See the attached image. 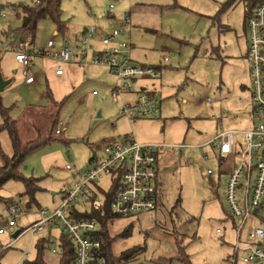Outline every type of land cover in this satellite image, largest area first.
<instances>
[{"label": "rangeland", "instance_id": "374dc122", "mask_svg": "<svg viewBox=\"0 0 264 264\" xmlns=\"http://www.w3.org/2000/svg\"><path fill=\"white\" fill-rule=\"evenodd\" d=\"M225 1L61 0L62 19L68 30L56 34L54 20L47 17L38 22L33 38L26 36L32 41L26 48L37 50L46 47L49 40L61 42L63 36L85 27L112 29L124 14L131 13L136 26L132 38L144 49L143 61L157 63L162 55L170 58L161 77L154 81L161 93L158 117L130 120L121 114V103L111 98L116 77L103 65L75 64L78 60L73 57L64 64V74L58 75L59 61L55 58L33 57L28 71L36 80L28 84L15 52L0 54V74L10 80L0 90V151L14 153L10 127H4L7 120L14 124L21 148L51 138V142L26 153L19 165L21 175L37 178L32 184L41 189L32 197L25 184L15 179L0 189V195L7 199L0 202V226L6 230L0 235V246L7 247L0 264H24L33 257L35 237L43 232L26 231L14 237L15 231H24L37 218L39 206L55 209L62 194L75 184L74 173L86 171L94 153L106 144L123 141L127 134H134L142 143L168 144L171 149L159 154L164 197L157 209L109 220V232L116 236L113 252L119 255L137 245L142 248L125 264H185L179 258L184 246L192 264H229L235 240L226 202L228 177L219 175L220 165L209 143L218 132L251 127L253 106L245 5L237 0L220 20H215ZM0 2L7 12L1 29L19 38L15 31L22 18L17 16V9L33 1ZM114 14L113 21L109 16ZM126 98L132 102L136 95ZM208 170L213 173L209 175ZM101 184L110 187V179L103 177ZM16 203L25 213L20 212L16 226L8 227V208ZM57 227L59 224L54 233L59 238L64 229ZM219 228L224 231L218 233ZM53 244L52 248L58 246V242ZM47 258L56 261L57 254L49 249Z\"/></svg>", "mask_w": 264, "mask_h": 264}, {"label": "built area", "instance_id": "2783aa9c", "mask_svg": "<svg viewBox=\"0 0 264 264\" xmlns=\"http://www.w3.org/2000/svg\"><path fill=\"white\" fill-rule=\"evenodd\" d=\"M242 1L248 36L246 57L250 69L253 124L242 131H221L209 145L217 149L215 159L220 165V175L228 177L225 193L235 240L229 252V264H264V0ZM4 6L0 2V22L7 16ZM109 8L113 9L114 5L110 4ZM1 28L0 24V54L6 50L15 52L17 62L23 65L26 83L32 84L36 80L28 71L33 57L55 58L59 61L56 73L60 75L64 73V64L74 57L81 64L103 65L114 72L116 82L111 98L113 102L121 103V114L130 120L138 116H159L160 91L140 81L157 79L160 73L154 66L136 62L132 54L133 24L129 13L122 16L119 25L103 34H100V27L93 25L79 36L68 35L60 48L52 39L46 47L28 49L26 46L30 42L26 35L4 37ZM97 40L102 47H97ZM132 94L136 98L127 102L126 95ZM56 132L61 133V129L57 128ZM170 147L168 144L142 143L134 134L117 144L102 146L100 152L94 153L87 170L74 174L76 182L62 194L61 203L55 209L42 207L38 212L39 219L20 231L18 236L26 231L39 234L55 229L59 224L57 228H63L65 233L62 232L75 246L72 264H91L95 257L105 264L107 258L100 251L107 243L99 234V221L93 217L77 218L75 209L84 212L92 206L103 210L109 200L111 218L135 217L155 211L161 197L159 154ZM207 172L212 174L213 170ZM103 177L110 179V187L102 186ZM20 212L23 213L16 206L10 209L8 227L17 225ZM217 231L222 233L224 230L219 228ZM5 233V228L0 226V235ZM47 239L51 252L57 253L58 247H52L58 241L50 234ZM5 248L0 246V253Z\"/></svg>", "mask_w": 264, "mask_h": 264}, {"label": "trees", "instance_id": "16d2710c", "mask_svg": "<svg viewBox=\"0 0 264 264\" xmlns=\"http://www.w3.org/2000/svg\"><path fill=\"white\" fill-rule=\"evenodd\" d=\"M237 0H226L222 5L217 14L213 17L215 20H220V16L224 11L229 9L231 5ZM61 0H38L36 3L31 4H21L19 9H17V16L22 18L21 26L15 32L22 35L31 36L32 38L35 35L37 24L40 20L50 17L54 20L57 31L59 33H65L68 30L67 24L62 19V10H61ZM246 27V22H245ZM32 42V41H31ZM50 99H53L52 93H49ZM4 127H10V135L13 139V155H7L6 153L1 152L2 163L0 165V189L8 182L10 179L19 180L26 186V191L33 197V195L38 192L41 188L39 186L34 187L32 181L36 182L38 179L34 177L22 176L19 172V165L24 160L25 154L34 148L39 147L41 144H47L51 142V138H46L39 140L34 145L26 146L21 148L18 144V138L16 136V128L13 123L6 121ZM0 202H7V199L0 195ZM109 200H106V204L103 210H96L90 206L87 211L79 212L78 209H75L77 218H96L100 223L99 234L102 236L103 240L107 243L102 251L107 261L105 264H125L133 256L136 255L142 248V246H135L134 248L123 251L119 255L113 252V242L116 239V236H112L109 232V220L111 219L109 212ZM21 233V232H20ZM129 233V232H128ZM125 235V233H122ZM58 252L56 261L49 260L47 258V251L51 250L48 239L45 236H42L36 243V254L34 258H27L24 260V264H72L75 257V246L68 238L66 234L60 235L58 238ZM3 251L0 253V257ZM181 261L185 264H192L190 256L185 253L184 246L181 248V255H179ZM91 264H101L98 259L95 257Z\"/></svg>", "mask_w": 264, "mask_h": 264}, {"label": "crops", "instance_id": "0c3cea01", "mask_svg": "<svg viewBox=\"0 0 264 264\" xmlns=\"http://www.w3.org/2000/svg\"><path fill=\"white\" fill-rule=\"evenodd\" d=\"M5 5V4H4ZM140 5H138V7H139ZM138 7H135L136 9L135 10H137L138 9ZM131 12H132V9H131ZM136 12V11H135ZM129 15L131 16V13H129ZM110 17V19H113V21H114V19H116V16H115V14L113 15V16H109ZM121 20H122V18H121ZM121 20H120V22H121ZM117 21V20H116ZM223 24L221 23V26H222ZM100 27V34H103V33H105V32H108L110 29H106V28H104L103 26H99ZM135 25L133 24V28H132V37H133V34H134V32H135ZM86 28H88V27H85V28H83V30L82 29H80L79 31H77V32H74V34H71V35H69V36H74V37H76V36H79V35H81V33L86 29ZM244 28H245V23H244ZM151 30V29H150ZM153 31H155L154 29H153ZM55 33L56 34H58L59 32L56 30L55 31ZM8 36H14V35H12V34H8L7 32H4V37H8ZM16 37V36H15ZM65 37H68V36H63V38H62V40H61V42H58V41H56V43H57V48H60L61 46H62V44H63V39L65 38ZM19 38H21V37H19ZM133 39V38H132ZM138 40H139V37L137 38ZM31 40H29V42H30ZM97 43H96V45H97V47H99L100 46V43H98V40L96 41ZM248 42V41H247ZM31 43V42H30ZM218 52H219V50H217ZM134 53V54H133ZM133 55H134V58H135V60H136V62L138 63V64H140V65H151V66H154L157 70H159V73H160V76H159V78L161 77V74H162V69H163V67H166V64H167V61H169L170 60V58H169V56H166V55H162V57H160V59L158 60V62L157 63H148V61H143V59H145L146 58V54H144V49L143 48H139L138 46H137V43H135V41H134V39H133ZM77 63H75V64H80V65H84V64H90V63H84V64H81L80 62H78V61H76ZM93 65V64H92ZM105 67V66H104ZM107 68V67H106ZM109 70V69H108ZM110 71V70H109ZM112 72V71H111ZM64 74V73H63ZM63 74H61V75H63ZM112 74H114V72H112ZM58 75H60V74H58ZM115 75V74H114ZM116 77V76H115ZM159 78H157V79H159ZM156 79H149V78H147L146 80H141L140 82H141V84H143V85H145V86H154V87H156L158 90H159V88H158V86H156V83H154V81H155ZM115 85V84H114ZM113 85V86H114ZM113 86H112V88H113ZM112 90V89H111ZM160 91V90H159ZM98 94V93H97ZM96 95V94H95ZM219 133V132H218ZM217 133V134H218ZM216 134V135H217ZM215 135V136H216ZM127 136H128V134H127ZM127 136H125V137H127ZM214 136V137H215ZM213 137V138H214ZM212 147V146H211ZM212 149H213V152H212V154H213V157L215 158V155H216V152H217V149L215 148V147H212ZM158 164H159V166L161 165V163H159L158 162ZM161 167V166H160ZM161 170V169H160ZM213 173V172H212ZM75 174V173H74ZM209 175H211V174H209ZM220 175V174H219ZM75 176V175H74ZM221 176H225V175H221ZM76 179H77V177H76ZM160 195H161V197H160V203H161V201H162V198L164 197V195H163V185L161 184V181H160ZM19 203H21L22 204V200L19 202ZM19 203H16V204H12V205H10L11 207L10 208H8V211H10V209L13 207V206H16V207H18V208H21L20 207V205L21 204H19ZM159 203V204H160ZM42 208V206L40 207H38V209L36 210V212H35V214H37V218L33 221V222H35V221H37L38 219H39V210ZM23 213H25L24 211H22ZM33 222H31V223H33ZM30 223V224H31ZM11 227H14V226H11ZM58 229V228H57ZM54 230L55 229H52V230H48V231H44L41 235H38L37 237H35L36 238V241H35V243L40 239V238H42V236H45V237H48L49 236V234L50 235H52L54 238H55V241L57 240L58 241V238H57V235H55V233H54ZM60 230V229H59ZM17 231H15V233H16ZM14 233V234H15ZM63 234V232L60 234V235H62ZM60 235H59V237H60ZM14 236V235H13ZM15 237V236H14ZM56 241V242H57ZM13 242H12V240H11V242H10V244H12ZM28 253V252H27ZM24 254V253H23ZM35 254H36V248H34L33 249V257H31V258H34L35 257ZM29 258V257H28Z\"/></svg>", "mask_w": 264, "mask_h": 264}, {"label": "water", "instance_id": "95a60500", "mask_svg": "<svg viewBox=\"0 0 264 264\" xmlns=\"http://www.w3.org/2000/svg\"><path fill=\"white\" fill-rule=\"evenodd\" d=\"M10 80H4L2 75L0 74V90H2L8 83ZM20 231H17L14 236L17 237Z\"/></svg>", "mask_w": 264, "mask_h": 264}]
</instances>
